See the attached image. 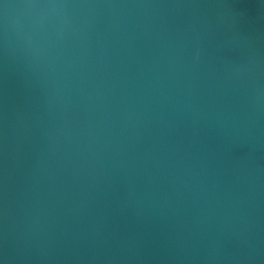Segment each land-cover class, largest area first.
Instances as JSON below:
<instances>
[{
	"label": "clouds",
	"instance_id": "9594fccd",
	"mask_svg": "<svg viewBox=\"0 0 264 264\" xmlns=\"http://www.w3.org/2000/svg\"><path fill=\"white\" fill-rule=\"evenodd\" d=\"M242 16L0 0L5 72L38 97L0 116V264H264V31Z\"/></svg>",
	"mask_w": 264,
	"mask_h": 264
},
{
	"label": "water",
	"instance_id": "95a60500",
	"mask_svg": "<svg viewBox=\"0 0 264 264\" xmlns=\"http://www.w3.org/2000/svg\"><path fill=\"white\" fill-rule=\"evenodd\" d=\"M228 2L234 5V11L243 13L241 19L245 27L264 31V19L261 18L262 11L258 7V0H228ZM6 101L11 116L13 113H27L34 110L38 104V97L27 87L22 66L17 65L13 71L6 73L3 60L0 59V116ZM16 175L19 177V169ZM261 220L264 222V212Z\"/></svg>",
	"mask_w": 264,
	"mask_h": 264
}]
</instances>
